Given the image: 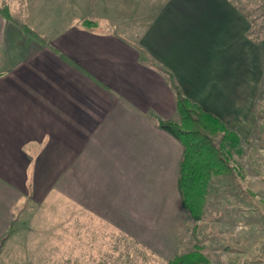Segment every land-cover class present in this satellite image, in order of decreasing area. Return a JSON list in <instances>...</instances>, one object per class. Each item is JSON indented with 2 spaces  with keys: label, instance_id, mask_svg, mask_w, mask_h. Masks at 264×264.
Here are the masks:
<instances>
[{
  "label": "crops",
  "instance_id": "crops-1",
  "mask_svg": "<svg viewBox=\"0 0 264 264\" xmlns=\"http://www.w3.org/2000/svg\"><path fill=\"white\" fill-rule=\"evenodd\" d=\"M149 5L132 32L112 22L117 0H0V257L8 252L7 264H62L65 251L74 263L91 257L85 229L71 231L84 242L64 251L48 239L63 231L29 227L19 239L26 218H38L28 210L53 196L119 243L167 262L180 252L188 217L176 190L182 146L156 122L177 118L172 85L238 136L254 121L264 53L240 11L227 0Z\"/></svg>",
  "mask_w": 264,
  "mask_h": 264
},
{
  "label": "rangeland",
  "instance_id": "rangeland-1",
  "mask_svg": "<svg viewBox=\"0 0 264 264\" xmlns=\"http://www.w3.org/2000/svg\"><path fill=\"white\" fill-rule=\"evenodd\" d=\"M117 1L120 6L117 8L118 13L112 15V22L120 24L122 21L131 30L136 26L134 18L146 15L141 6L152 4V0H137L138 4H135V0ZM227 1L246 18L248 38L260 47L257 48L258 52V49H261L264 53V0ZM134 5L140 6L141 10L137 14L133 11ZM254 89V121L249 124L247 132L239 136L238 152L230 151L228 164L232 173L212 178L203 206L202 219L193 221L188 215L184 224L185 236L178 254L188 252L192 250L193 245H197L207 259L206 264L264 263V71L255 77ZM51 200L44 201L36 210H28L29 214L34 213L38 218L34 222L27 220L31 215L27 217V222H24L18 234L22 241L23 235L27 234L24 230L29 227L63 231L62 236L48 239L56 241L64 251L76 241L77 244L84 242V237H72L71 231L87 230L89 233L85 241L90 248L89 253L85 255L91 257L74 263L71 258L74 255L65 251L62 264L166 263L149 258L130 243H119L102 224L66 201L54 196ZM28 222L31 224L28 225ZM193 224L197 225L194 236L190 231ZM6 243L8 241L5 240L4 244ZM7 255L9 253L6 251L1 253L0 264H7ZM93 256L95 258H92ZM91 258L94 261L90 262Z\"/></svg>",
  "mask_w": 264,
  "mask_h": 264
},
{
  "label": "trees",
  "instance_id": "trees-1",
  "mask_svg": "<svg viewBox=\"0 0 264 264\" xmlns=\"http://www.w3.org/2000/svg\"><path fill=\"white\" fill-rule=\"evenodd\" d=\"M5 16L9 19L7 13ZM172 88L177 119L157 118L156 122L182 146L176 190L182 208L193 221H199L203 216V206L212 178L232 173L228 157L231 150L238 152L240 138L218 117L191 102L176 85H172ZM196 227L193 224L190 228L192 236ZM206 263L207 259L199 247L193 245L192 250L175 254L165 264Z\"/></svg>",
  "mask_w": 264,
  "mask_h": 264
},
{
  "label": "water",
  "instance_id": "water-1",
  "mask_svg": "<svg viewBox=\"0 0 264 264\" xmlns=\"http://www.w3.org/2000/svg\"><path fill=\"white\" fill-rule=\"evenodd\" d=\"M264 264V263H263Z\"/></svg>",
  "mask_w": 264,
  "mask_h": 264
}]
</instances>
